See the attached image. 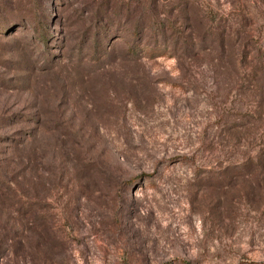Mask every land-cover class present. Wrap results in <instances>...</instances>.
<instances>
[{
	"label": "rangeland",
	"instance_id": "obj_1",
	"mask_svg": "<svg viewBox=\"0 0 264 264\" xmlns=\"http://www.w3.org/2000/svg\"><path fill=\"white\" fill-rule=\"evenodd\" d=\"M0 264H264V0H0Z\"/></svg>",
	"mask_w": 264,
	"mask_h": 264
},
{
	"label": "trees",
	"instance_id": "obj_2",
	"mask_svg": "<svg viewBox=\"0 0 264 264\" xmlns=\"http://www.w3.org/2000/svg\"><path fill=\"white\" fill-rule=\"evenodd\" d=\"M46 40V38L44 37V41Z\"/></svg>",
	"mask_w": 264,
	"mask_h": 264
}]
</instances>
